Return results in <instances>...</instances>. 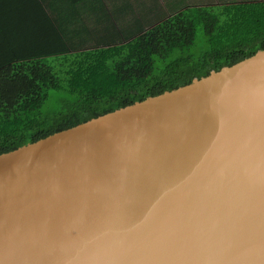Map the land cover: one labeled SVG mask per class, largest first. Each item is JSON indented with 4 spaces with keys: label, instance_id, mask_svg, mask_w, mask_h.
<instances>
[{
    "label": "water",
    "instance_id": "water-1",
    "mask_svg": "<svg viewBox=\"0 0 264 264\" xmlns=\"http://www.w3.org/2000/svg\"><path fill=\"white\" fill-rule=\"evenodd\" d=\"M0 264H264V49L1 153Z\"/></svg>",
    "mask_w": 264,
    "mask_h": 264
},
{
    "label": "trees",
    "instance_id": "trees-1",
    "mask_svg": "<svg viewBox=\"0 0 264 264\" xmlns=\"http://www.w3.org/2000/svg\"><path fill=\"white\" fill-rule=\"evenodd\" d=\"M116 1L0 0V154L264 49V0Z\"/></svg>",
    "mask_w": 264,
    "mask_h": 264
},
{
    "label": "crops",
    "instance_id": "crops-1",
    "mask_svg": "<svg viewBox=\"0 0 264 264\" xmlns=\"http://www.w3.org/2000/svg\"><path fill=\"white\" fill-rule=\"evenodd\" d=\"M175 1H177V4H179L180 1H182V0H175ZM111 3H112V4H116L117 1H116V0H112V1L109 0V4H111ZM112 4H111V5H112ZM110 8H111V6H110Z\"/></svg>",
    "mask_w": 264,
    "mask_h": 264
}]
</instances>
